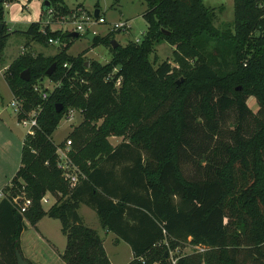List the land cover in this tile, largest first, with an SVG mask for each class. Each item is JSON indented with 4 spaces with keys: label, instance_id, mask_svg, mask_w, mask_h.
Returning a JSON list of instances; mask_svg holds the SVG:
<instances>
[{
    "label": "trees",
    "instance_id": "trees-1",
    "mask_svg": "<svg viewBox=\"0 0 264 264\" xmlns=\"http://www.w3.org/2000/svg\"><path fill=\"white\" fill-rule=\"evenodd\" d=\"M47 1L41 12L65 11L63 0ZM143 1L146 27L138 41L112 47L107 36L90 39L108 45L103 63L85 64L65 45L53 56L21 52L4 68L20 100L17 119L41 108L33 133L22 136L16 170L0 187V264H16L24 220L33 224L42 215L59 221L65 264H110L96 230L83 224L79 203L129 245L124 264H169L163 239L170 247H204L183 252L175 264H264V0H232L229 29L213 25L214 8L202 0ZM11 32L42 43L65 35L41 29L38 20ZM7 35L2 25L0 52ZM160 40L174 45L177 67L148 59ZM24 68L28 80L19 77ZM43 76L60 82L44 99L33 89ZM69 107L81 113L65 138L80 171L72 186L56 165L55 148L64 141L51 140ZM112 134L126 139L111 144ZM45 192L53 201L42 208ZM19 193L30 198L22 213L10 201Z\"/></svg>",
    "mask_w": 264,
    "mask_h": 264
},
{
    "label": "rangeland",
    "instance_id": "rangeland-1",
    "mask_svg": "<svg viewBox=\"0 0 264 264\" xmlns=\"http://www.w3.org/2000/svg\"><path fill=\"white\" fill-rule=\"evenodd\" d=\"M203 3L214 8L215 18L213 25L218 29L231 28L232 20V0H202ZM96 3V4H95ZM64 12H56L52 8H46L41 15V29L47 25L50 29H58L63 37L52 38L50 41L47 38L45 43L36 42L21 34H13L11 38L4 43L0 52V185L6 182L19 162V151L22 136L25 132V127L18 121L16 112L10 103L12 95L3 78L4 66L8 63L16 52L28 51L32 54L41 53L44 56H53L64 48V52L69 55H78L85 60L86 64L89 60L105 62L110 57L108 45L98 43L93 45L91 40L85 37L89 31L93 32V36H107L108 41L113 38L118 45H124L127 41H138L145 30L146 23L142 17V12L145 8L143 0H63ZM94 9H98L106 22H96L94 17ZM128 20L129 26L126 28L111 29L110 24L116 20ZM75 24H80L81 29L75 30ZM14 27L24 29L20 23ZM76 31L77 36H68L69 32ZM42 32H44L42 30ZM26 42L27 44H25ZM11 44H15L11 47ZM174 45L165 40H160L153 46V51L148 54V59L156 64L161 60L168 61L172 66L177 67V62L173 55ZM64 65V64H63ZM6 67V66H5ZM116 66L112 68V72L116 70ZM181 79V76L177 79ZM118 79L115 85L118 84ZM176 79V80H177ZM59 80H49L45 76L38 78L33 85H36L38 90H44L49 93L53 88L59 86ZM246 104L251 110L257 108V104L252 95L247 96ZM225 118H231V112L225 113ZM81 119L79 109L69 107L57 121L54 130L51 133V140L56 144L65 142V138L70 129L77 124ZM227 126V125H224ZM108 140L111 144H115L120 140H125L126 137L120 135H109ZM62 162V159H58ZM3 192V191H2ZM46 193V192H45ZM4 194V193H3ZM2 194V196H3ZM0 195V198L2 197ZM52 197V196H51ZM48 197V201L40 202L42 208H46L52 198ZM39 219V220H38ZM38 226L42 233L48 239H41L37 235L35 221L30 224L24 220V228L19 234L18 250L23 259L28 264H65L60 258V252L64 247L65 236L59 230V221L56 218L47 216L39 217ZM90 225L96 229L97 233L103 235L102 229L98 226V220L95 214L87 218ZM37 232V233H36ZM166 240H160L159 243H164ZM156 243L157 246L160 244ZM166 246L167 261L169 255L171 259L176 258L183 252L193 250L190 243L184 242L181 245L170 247L167 242ZM108 258L112 264H123L127 261L128 245L121 241L110 243L105 237L102 242Z\"/></svg>",
    "mask_w": 264,
    "mask_h": 264
},
{
    "label": "built area",
    "instance_id": "built-area-1",
    "mask_svg": "<svg viewBox=\"0 0 264 264\" xmlns=\"http://www.w3.org/2000/svg\"><path fill=\"white\" fill-rule=\"evenodd\" d=\"M95 18V19H94ZM93 19L98 23V22H106L104 17L100 15V13H97L96 16L93 17ZM129 26L128 20H116L111 22L110 28L111 29H116V28H126ZM75 30L81 29L80 24H75ZM50 41H53L52 38H49ZM33 89L36 91H39L40 97L44 99L46 97L47 92L44 90H38L36 85H33ZM10 103L12 104L15 112H18L20 109V100L18 98H15L12 96V99L10 100ZM41 106L36 105L35 107L31 108L29 111H27L24 115H21L18 118V121L25 127V132L26 134H32L34 128L37 126V121H36V116L38 111L40 110ZM70 142L68 139L65 140L64 144L62 147H56L55 148V153L57 156L56 160V165L60 168L61 174L63 177L68 181L69 186H72L77 178L78 175H80V171L78 167L72 162L70 156L68 155V149H69ZM58 159H62V162L58 161ZM3 192L0 189V195L2 196ZM49 193L46 192L44 193L39 201L40 202H46L47 200V195ZM50 195V194H49ZM10 201L13 203L15 206V209L19 212L22 213L30 204V198L26 197L23 193L15 194L11 196ZM166 244V241L164 242ZM191 247L194 250H203L204 247L200 246L198 244H191ZM169 255V264H175L176 258L171 259L172 255ZM171 257V258H170Z\"/></svg>",
    "mask_w": 264,
    "mask_h": 264
},
{
    "label": "crops",
    "instance_id": "crops-1",
    "mask_svg": "<svg viewBox=\"0 0 264 264\" xmlns=\"http://www.w3.org/2000/svg\"><path fill=\"white\" fill-rule=\"evenodd\" d=\"M43 8V3H42V0H8V1H4L3 2V18H2V25H4V30L5 32L8 33L7 35V40H9L11 38V35H13L15 32H11L12 30H24L26 28V26L28 25V23L30 21H40L41 22V9ZM97 13H99V10L97 9ZM125 20H127L125 18ZM17 23H20L22 24L23 26L25 25L24 29L22 28H18V27H14V25H16ZM74 31V30H73ZM16 34V33H15ZM19 34V33H17ZM70 34V32H69ZM68 34V35H69ZM22 35V34H21ZM70 36V35H69ZM89 40V39H88ZM15 44H11V47ZM20 52V51H19ZM19 52H16V54L14 56H16L17 54H19ZM13 56V57H14ZM12 57V58H13ZM11 58V59H12ZM9 59V61L11 60ZM8 61V62H9ZM8 64V63H7ZM6 64V65H7ZM5 65V66H6ZM4 66V68H5ZM9 89V88H8ZM10 92V90H9ZM10 95L11 92H10ZM255 100V99H254ZM18 166V165H17ZM16 166V168H17ZM16 170V169H15ZM14 170V171H15ZM13 171V173H14ZM12 173V175H13ZM11 175V176H12ZM10 176V177H11ZM10 179V178H9ZM9 179L6 181V182H3L1 186H3L4 184L8 183ZM51 197V195H47V200L49 199L48 197ZM52 198V201H53V197ZM47 207V206H46ZM77 212L78 214L80 215L81 217V220L83 222V224H85L86 226L88 227H91L93 229H95L93 227V225H90L89 223H87L88 220L87 218H89V216L92 217L93 214H95L94 210L92 208H90L89 206H87L86 204L84 203H79L78 207H77ZM96 215V214H95ZM42 216H47V215H42ZM41 216V217H42ZM48 217V216H47ZM97 217V216H96ZM52 218V217H51ZM39 220V219H38ZM38 220L35 222V226H36V230H37V235L39 236V238L41 237V239H48L41 231V229L39 228L38 226ZM98 220V219H97ZM98 223V226L102 229V232H103V235L101 236L99 233L98 235L100 236L101 238V243L103 242L104 238L106 237L107 240H109L110 243H119L123 240L121 239H118L116 238L115 234L109 230H105L103 229L100 224H99V221L97 222ZM96 230V229H95ZM61 232V231H60ZM97 232V231H96ZM125 242V241H124ZM65 244V243H64ZM128 245V244H127ZM128 257H127V261L131 258V250L129 248V245H128ZM105 252V250H104ZM61 253V252H60ZM105 255L109 261L110 264L111 261L110 259L108 258L106 252H105ZM126 261V262H127ZM125 262V263H126ZM124 264V263H123Z\"/></svg>",
    "mask_w": 264,
    "mask_h": 264
},
{
    "label": "water",
    "instance_id": "water-1",
    "mask_svg": "<svg viewBox=\"0 0 264 264\" xmlns=\"http://www.w3.org/2000/svg\"><path fill=\"white\" fill-rule=\"evenodd\" d=\"M42 3H43V8L46 7V6H48V1L47 0H42ZM93 13H94V16H96L97 15V9H94ZM1 26H2V22H0V27ZM164 31H166V30H164ZM69 35L70 36H77V32L76 31H71ZM92 36H93V32H91V31H89V32H87L85 34V37L87 39H89V40L92 38ZM109 44L112 47H114V46L117 45V41H115L113 38H111L109 40ZM85 64H86V62H85ZM54 65H55V63L54 62H51L46 67L45 73L46 74H50L53 71V69H54ZM19 77L21 79H23V80H28V78H29V72H28L27 68H24V69H22V70L19 71ZM176 82H178V80H176ZM60 107H61V104H57L56 107H55V110L58 111L60 109ZM165 254H166V251L163 252V255H165ZM14 256H15V263L16 264H28V262L25 259L22 258V256H21L18 248H14Z\"/></svg>",
    "mask_w": 264,
    "mask_h": 264
}]
</instances>
